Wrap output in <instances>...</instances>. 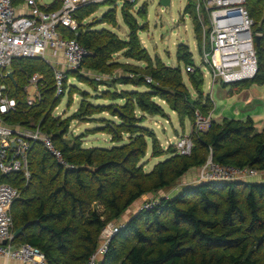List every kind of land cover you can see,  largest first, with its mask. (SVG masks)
Masks as SVG:
<instances>
[{"label": "trees", "instance_id": "16d2710c", "mask_svg": "<svg viewBox=\"0 0 264 264\" xmlns=\"http://www.w3.org/2000/svg\"><path fill=\"white\" fill-rule=\"evenodd\" d=\"M136 1L122 4V21L128 28L126 40L108 30H90L103 23L115 25L114 11L106 12L100 20L81 24L94 12V5L86 4L74 13L76 36L60 28L65 37H75L90 53L82 63V72L67 76L86 85L95 96L78 92L73 83L65 82L68 93L64 95L69 100L74 93L82 97L71 116L61 119L53 114L64 95L55 97L51 65L42 58L11 63L15 84L9 78L4 81L10 87V97L16 100V109L2 117L3 123L26 129L38 124L73 166L61 167L41 144H35L27 154V183L21 173L0 174V183L19 191L10 215L14 231L21 227L23 230L14 242L39 249L47 264H88L99 246L102 229L109 222L120 223L136 201L152 195L158 197V204L150 210L137 211L122 222L124 227L114 235L96 264H264V183L203 182L181 185L167 198L157 194L171 192L184 175L201 167L209 156L215 164L263 172L264 128L256 133L250 118L211 121L205 132L192 129L189 156L177 154L172 147L163 150L153 131L143 125L147 116L164 117L165 108L160 102L176 114L182 127L185 122L195 123L196 112L208 117L212 103L209 95H204L200 69L184 76L179 66L169 67L160 59L151 58L142 47L138 36L141 28L131 14ZM245 6L254 23L253 34H260L259 45L254 44L257 72L251 79L260 82L264 80V0H256L253 7L246 0ZM143 12L139 9L137 15ZM183 13L192 17L194 32L201 42L194 4L188 2ZM117 54L131 63L118 62ZM176 60L178 64L193 65L186 46L177 48ZM118 71L123 75L111 82L96 81L84 74L109 77ZM35 74L42 76L41 99L29 107L24 89ZM147 78L151 82L147 83ZM117 84L141 91H118ZM100 85L107 89L101 92ZM90 99L123 103L104 107L94 105ZM103 112L110 118L100 122L102 126L95 131L108 135L114 146L85 147L83 136L66 140L71 122H91ZM148 152L150 158L164 156L150 171L142 164Z\"/></svg>", "mask_w": 264, "mask_h": 264}, {"label": "built area", "instance_id": "2783aa9c", "mask_svg": "<svg viewBox=\"0 0 264 264\" xmlns=\"http://www.w3.org/2000/svg\"><path fill=\"white\" fill-rule=\"evenodd\" d=\"M15 1L0 0V174L6 176L21 173L27 183L30 178L27 154L35 144H41L61 167L73 169V166L66 162L61 152L54 146L51 135L43 132L38 124L26 129L19 126L10 127L3 123L2 117L16 109V100L10 97V87L4 81L8 78L7 70L15 60L42 58L53 68L55 97L64 95L65 82L70 84L71 80L75 81V78L68 77L67 74L81 73L82 63L90 53L77 42L75 37H65L60 28L76 36L78 24L73 15L89 2L87 0H61L58 9L50 10L38 4L36 0H22L26 12L18 15ZM120 1L122 4L135 3V0ZM245 3L246 0H194V8L203 36L201 63L211 73V87L216 79H220L226 85L251 80L257 71L252 30L254 23ZM206 36L209 39V52H206ZM57 55L62 56L64 69H58L53 64ZM185 70L187 73L194 72L195 67L188 65ZM41 80L42 76L33 75L24 89L27 94L29 90L32 91V95H27L26 100L29 107L34 106L41 99L39 89ZM146 82L149 83L151 80L147 78ZM159 104L165 105L164 102ZM62 112L56 117L62 116ZM195 114L196 120L192 129L199 133L207 131L212 121L211 115L203 117L198 112ZM166 144L165 148L159 143L163 150L172 147L177 154L182 156H189L193 148L190 135L178 136L176 142L171 143L168 140ZM209 157L198 168L192 182L178 184L173 187L174 191L177 192L181 185L185 184L239 182L255 178L260 174L258 170L250 167L237 168L215 164ZM169 195L170 193L161 196L167 198ZM18 197L19 191L16 188L0 183V264L8 262L47 264L44 254L39 249L14 242L10 208ZM157 204L158 197L147 199L137 211L150 210ZM123 227L122 222H109L102 229L99 246L89 258L88 264H96L103 258L112 238Z\"/></svg>", "mask_w": 264, "mask_h": 264}, {"label": "rangeland", "instance_id": "374dc122", "mask_svg": "<svg viewBox=\"0 0 264 264\" xmlns=\"http://www.w3.org/2000/svg\"><path fill=\"white\" fill-rule=\"evenodd\" d=\"M187 1L188 0H170V5L167 8H162L161 6H159L158 0L136 1L131 14L137 22L138 26L141 28V30L138 32V35L141 37L142 47L146 48L148 54L152 56L151 58L157 56L165 65L169 67L179 66L181 72L185 76L187 73L185 68L188 66V64H178L176 60V52L179 46H186L191 55V63L195 68L200 69L202 72L204 80L202 89L206 95H209L212 103L210 111L213 118L212 121L217 122V120L220 121L223 119L238 120L241 118H250L254 123L255 132H261L264 128V80L260 82L250 80L245 83L226 85L220 79H216L215 84H213V86L211 87L212 76L210 71L206 69L201 63L203 50L201 42L198 43L197 36L194 32L192 17L189 14L183 15V9L186 6ZM255 1L256 0H249L251 7L255 6ZM188 2L194 4V0H189ZM142 6L144 9V14H142L141 16L137 15V11L141 9ZM257 11H259V8H256V12ZM256 20L257 17H255V21ZM117 21L121 29L126 32L127 27L123 24L120 13H117ZM257 34L258 36H260L259 33ZM118 35L120 37H123L121 31ZM198 37L201 41L203 38L202 33ZM209 51V39L208 36H206V52ZM118 56L119 57L116 58L119 62H127L121 57L120 54H118ZM134 64H138L144 67L142 63ZM9 71L10 69L8 68L7 72ZM261 75H264V70L261 72ZM184 81L185 83H187L186 79ZM71 82L73 83L74 88H77L79 90L78 92H87L94 98V93H92L86 85L78 82L77 80H71ZM66 93H68L67 90L65 91V94ZM28 95H32L31 90L28 91ZM194 96L195 97L193 99L197 98L195 94ZM81 98L82 97L79 93H74L72 96H70V100L67 95H64L60 105L56 107L53 114L56 116L64 110L62 112V116H59L58 118H65L66 116H68L66 115V111L72 104V102H74L78 106ZM90 102L101 103L100 101L93 99H90ZM162 107L166 108L165 105H163ZM166 111H168L167 114H169L167 115V117L154 116V118H147L143 124L144 127L153 131L156 138L165 148L167 147L166 142L168 140H170L171 143L176 142V139L181 134V132H184L186 135H190V126H193L188 122H185L184 127L180 126L177 116L170 112L167 108ZM105 117L110 118V116ZM114 120L116 121L115 118ZM77 122V125H74L75 123L71 124L68 134L65 137L66 140L72 139L75 136L83 135L85 136V139L83 140L85 143V147H91L93 143L95 147L97 146V148L109 146L111 144L106 138L107 135L104 134H92L91 137L86 136L88 131H86L85 128H90L91 126H93L92 123H82L80 121ZM177 128H179L180 130L178 136L175 135L174 131ZM209 158L212 161L211 157ZM145 160H149L151 162V158L145 157V159L142 161V164H145L143 163L145 162ZM150 166L148 167V169H150ZM261 175L262 174H259L258 176ZM195 176L196 170H191L183 178H181L180 181L177 182V185L190 183L195 179ZM257 177L247 179L245 182L253 180L255 181ZM173 192H175L174 189ZM157 194L160 195L159 193ZM165 194H167V191L162 192L161 195ZM150 198H152V195L146 196L144 200L140 198L138 201H136L130 207V210L127 211L123 216L125 217V220H120V222L127 221L130 216L134 215L137 212L143 201Z\"/></svg>", "mask_w": 264, "mask_h": 264}, {"label": "crops", "instance_id": "0c3cea01", "mask_svg": "<svg viewBox=\"0 0 264 264\" xmlns=\"http://www.w3.org/2000/svg\"><path fill=\"white\" fill-rule=\"evenodd\" d=\"M37 1V3L38 4H40V5H43V6H46V7H48V8H50V9H52V10H56V9H58L59 7H60V5H61V0H36ZM89 3L87 4V5H94L93 7H94V12L88 17V18H86L85 20H83L82 21V25H86V24H89L93 19H98V20H100L101 19V17L106 13V12H108V11H114L115 12V21H116V24L115 25H109V24H105V23H103V24H99L98 26H96V27H93V28H91L90 30H92V31H100V30H108V31H110V32H112L113 34H115V35H117L121 40H126L127 39V37H128V28H127V30H126V32L123 30V29H121V27L118 25V21H117V13H120V15H121V10H122V3H121V1L120 0H87ZM187 3H188V1H187ZM187 3H186V5H187ZM15 7H16V11H17V14L18 15H23L25 12H26V10H25V8H24V4H23V1L22 0H16L15 1ZM185 8V7H184ZM184 10V9H183ZM183 15H184V13H183ZM121 19H122V15H121ZM123 22V21H122ZM124 24V23H123ZM121 31V33H122V35H123V37H120L118 34H119V32ZM139 36V35H138ZM139 39H140V41H141V37L139 36ZM146 49V48H145ZM50 53V52H49ZM50 55V54H49ZM121 55V54H120ZM151 56V55H150ZM116 57H119L118 56V54L117 55H115V59H117ZM121 57H122V55H121ZM152 57V56H151ZM156 58H158L157 56H155ZM155 57H153V58H155ZM123 58V57H122ZM158 59H160V58H158ZM118 60V59H117ZM125 60V59H124ZM161 60V59H160ZM119 62V61H118ZM123 63H131V62H129V61H127V62H123ZM53 64L56 66V68H58V69H64V61H63V58H62V56L61 55H57V58L54 60V62H53ZM138 65V64H137ZM138 66H141V65H138ZM173 67V66H172ZM84 74H86L85 72H84ZM86 75H89L91 78H93V79H95L96 81H98V80H104V81H107V82H111V81H115V80H117V79H119L122 75H123V72H121V71H118V72H115V75H113V76H109V77H105V76H100V75H96V74H94V73H88V74H86ZM215 84V83H214ZM108 86V85H107ZM98 88L100 89V91L101 92H103V91H105L106 89H107V87H106V85H100V86H98ZM116 88L118 89V91H127V92H136V91H141V88H137V87H133V86H125V85H120V84H117L116 85ZM111 91H112V89H111ZM204 95H206L205 93H204ZM94 100V99H93ZM97 101H100L101 103H93L94 105H100V106H104V107H107V106H109V105H111V104H117V105H122V103L123 102H120V101H118V102H109V101H103V100H100V99H96ZM166 106V105H165ZM77 105L74 103V102H72V104L69 106V108L67 109V111H66V115H68V116H70V115H72L73 113H75L76 112V110H77ZM165 115H164V117H167V115H169V114H167V112L168 111H166V108H165ZM69 113H72V114H69ZM173 113V112H172ZM173 114H175V113H173ZM102 115H105V116H109L108 115V113L107 112H103L102 114H100V115H96V116H94L93 117V121H91V122H89V123H92L93 124V126H91L90 128H85L86 129V131H88L87 132V134H86V136L88 137V136H90L91 137V135L92 134H104V133H98V132H96L95 130L96 129H98V128H100L102 125H101V123L100 122H104L105 120H108L109 118L108 117H105V116H102ZM176 115V114H175ZM210 115H211V119L213 120V118H212V114L210 113ZM68 116H66V117H68ZM154 118V116H147L146 117V119L147 118ZM243 118H241V119H238V120H242ZM169 120V119H168ZM78 120H74L73 122H71V124H73V123H75L74 125H77L78 124V122H77ZM219 120H217V122H218ZM82 123H88V122H82ZM71 126V125H70ZM180 127V126H179ZM181 128V127H180ZM182 129V128H181ZM184 129V128H183ZM175 131V135L176 136H178L179 135V132H180V130H179V128H177L176 130H174ZM192 131V126H190V132ZM104 135H106V134H104ZM181 135H185L186 136V134L184 133V132H181V134L179 135V136H181ZM80 136V135H79ZM83 136V135H82ZM106 138H107V140L109 141V136L107 135L106 136ZM85 139V136H83V140ZM158 140V139H157ZM159 141V140H158ZM84 142V141H83ZM160 143V142H159ZM85 144V143H84ZM112 146H114L113 144H110L109 146H105V147H100V148H110V147H112ZM91 147H95L94 146V143H93V145L91 146ZM97 147V146H96ZM147 157H149L150 158V155H149V152H148V155H147ZM162 158H164V156L163 157H160V158H151V162L149 161V160H145V162H143V163H145V168L147 169V171H150L151 169H152V167L155 165V164H157L158 162H160V161H162L163 159ZM150 162V163H149ZM151 165V166H150ZM150 166V169H148V167ZM198 170V169H197ZM196 170V171H197ZM260 174H262L261 176H258L256 179H255V181L256 182H260V183H264V172H260ZM185 176V175H184ZM183 176V177H184ZM182 177V178H183ZM165 191V190H164ZM164 191H159L158 193L161 195L162 194V192H164ZM168 193H170V194H173V192L171 191V192H168ZM146 198V196H144V197H142L141 199H145ZM130 210V209H129ZM128 210V211H129ZM122 220H125V217H123L122 218ZM120 222V221H119ZM7 264H16L15 262H8Z\"/></svg>", "mask_w": 264, "mask_h": 264}, {"label": "water", "instance_id": "95a60500", "mask_svg": "<svg viewBox=\"0 0 264 264\" xmlns=\"http://www.w3.org/2000/svg\"><path fill=\"white\" fill-rule=\"evenodd\" d=\"M158 4H159V6H161L162 8H167L169 5H170V0H158ZM141 10H144L143 9V6L141 7ZM259 41H260V36H258V35H255V37H254V44L256 45V46H258L259 45ZM7 77L10 79V81L13 83V84H15V81H14V78H13V75H12V72H7ZM13 145V144H12ZM22 230H23V228L21 227V228H18V229H16L15 231H14V236H15V238H17V237H19L20 236V234L22 233Z\"/></svg>", "mask_w": 264, "mask_h": 264}]
</instances>
